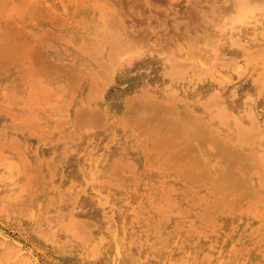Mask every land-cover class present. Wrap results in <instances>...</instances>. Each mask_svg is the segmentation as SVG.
Wrapping results in <instances>:
<instances>
[{
	"label": "rangeland",
	"instance_id": "374dc122",
	"mask_svg": "<svg viewBox=\"0 0 264 264\" xmlns=\"http://www.w3.org/2000/svg\"><path fill=\"white\" fill-rule=\"evenodd\" d=\"M34 1L0 0V166L18 162L9 167L7 185L0 188V226L43 264H264V234L257 232V225H264V201L260 199L264 161L259 162L264 154L258 153L264 152V50L262 57L256 54V49L264 48V10L257 11L258 22L249 21L247 31L238 33L237 28L240 35L234 41H243L241 46L232 42L228 46L224 41L231 32L229 25L206 31L209 40L214 38L210 41L213 55L222 56L218 62L238 55L249 59L247 73L227 88L213 74L198 78L170 74L171 63L165 55L173 50L175 38L188 41L189 34L204 33L197 19L204 13L215 23L236 20L239 6H231L230 0H210L216 2L211 9L205 0H50L66 11L67 25L32 16ZM199 6L207 7L202 14ZM119 12L121 18L134 17L139 32L154 22L165 54L125 57L114 67L110 60L116 52L113 37L124 33L110 29ZM25 28L36 32L35 41L21 38ZM104 31L112 37L105 39ZM150 36L147 31L146 38ZM214 91L219 98L211 104ZM146 92L176 110L196 114L151 107L144 102L149 95L143 100ZM231 92L232 101L240 103L235 113L227 110ZM235 117L249 128L245 127L247 132ZM96 119L101 120L95 124ZM187 125L190 128L185 130ZM236 129L245 131L243 136ZM203 133L206 143L199 146ZM215 134L232 151L240 150L234 152L244 163L236 159L228 161L232 167L228 162L225 165L220 146L216 148L218 143L211 141ZM190 146L198 151L194 153ZM207 150H214L213 155L207 154L209 163L202 155ZM255 153L263 156L256 158ZM210 162L221 166L213 180ZM250 164L263 165L261 173ZM227 167L235 168L234 175ZM209 180L210 188V184L204 186ZM203 187L222 189L214 196H219V205L214 197L203 199ZM232 198L238 199L234 205L228 201ZM73 217L76 222L84 220L83 225L77 223L87 226L88 241L74 235L75 229L77 233L84 230L81 225L66 232L75 225ZM0 258V264L7 258L8 264H15L16 257H7L1 242Z\"/></svg>",
	"mask_w": 264,
	"mask_h": 264
},
{
	"label": "bare ground",
	"instance_id": "6f19581e",
	"mask_svg": "<svg viewBox=\"0 0 264 264\" xmlns=\"http://www.w3.org/2000/svg\"><path fill=\"white\" fill-rule=\"evenodd\" d=\"M88 1H90V2H97V1H100V0H88ZM104 1H111V0H104ZM113 2H115L116 3V0H112ZM150 1V0H149ZM154 1V0H153ZM186 2H190L191 0H185ZM231 1V6H234V5H236V6H239V8H238V10L236 11L237 13H238V17H237V19L236 20H233V21H228V20H222V21H217V23H215V21H214V19L212 18V19H210V20H207V18H206V15H204V14H202V11L204 10V8L206 7V6H199L200 8H201V11H200V13L202 14V19H200V17H197V19L198 20H200V24L198 25L199 27L198 28H200L201 29V31H204V33H202L201 35H199V31H195V35H192V33L191 34H189L187 37L188 38H191L190 40H188V41H185L183 38L182 39H179V38H175L174 39V41L172 42V44H173V50L169 53V54H167V55H165V59H167L170 63H171V70L169 71V73L170 74H172V75H174V76H188V74H191V75H193L192 77L193 78H198V76L199 75H202V76H204V75H207V74H213L214 76H216V78H214L213 76V78L218 82V84L220 85V86H224V87H230V86H232V85H235V83L239 80V79H241L246 73H247V71H248V60L247 59H245V58H239L238 56L237 57H233L232 58V60H229V61H217V58L218 57H222L221 55L219 56V55H217V56H215V54L213 55V53H214V50H213V52L211 51V48H213V46H211L212 44V42H210V41H214L213 39L214 38H212L211 40H209L207 37H206V31H209V33H211V31L209 30V28H212V29H214V30H222V29H224L227 25H229V30L231 31L230 33H229V36L227 35V36H225L226 38H225V40L224 41H227L228 42V46H231V42L233 43V44H236V41H234L235 40V38H237L239 35H238V33L239 32H245V31H247V30H244V28L249 24V21H256V19H258V13H257V11H260V10H264V0H253L254 2L253 3H248V2H246L245 0H230ZM35 2V7H34V9H33V11L31 12V14H32V16H34V17H43V16H46V17H48V19H49V21H50V23H53V24H55V25H67L68 24V21H69V17H66L65 16V10H63V8H60L59 6H57L54 2L52 3V2H50V0H35L34 1ZM151 2V1H150ZM157 2V1H156ZM205 2H209V5H207V7L209 8V9H211V8H213V6H215L216 5V2H211L210 0H205ZM214 3H215V5H214ZM123 4V3H122ZM141 4H143V3H141ZM153 4H155V3H153L152 2V5ZM189 4V3H188ZM109 5V4H108ZM198 6V5H197ZM206 7V8H207ZM114 8H115V6H113L112 7V9L114 10ZM232 8V7H231ZM229 10H230V12H231V9L230 8H228ZM220 10H222V9H220ZM234 10V9H233ZM121 11V10H120ZM214 11H215V9H214ZM145 12V11H144ZM163 12V11H162ZM197 12H198V10H197ZM221 12V11H220ZM229 12V11H228ZM111 13V12H110ZM113 14L115 13V11H113L112 12ZM222 13H224L223 11H222ZM227 13V12H226ZM236 13V14H237ZM142 14H143V12H142ZM191 14V13H190ZM115 15V14H114ZM122 15H123V13H121V12H119L118 14H117V17L116 18H114V19H116L115 21H113L112 23H111V29H110V31L112 30V32H114L113 31V29L115 30V28L116 29H119V30H121L122 32H120V33H124V36L123 37H120L119 36V32L116 34V35H114V36H116V38L115 37H113V39H115L114 41H115V43H113V46H115V49H116V52L115 53H112L111 54V56H110V60H111V64L114 66V65H118L119 63H121V61H123L124 59H125V57L126 58H129V59H132V57L134 58V57H136V56H139V55H143L145 52H152V53H161V54H165V44H163L162 45V37L160 36V34H159V32L156 30V26H153L152 25V23H154V22H152V21H149V29L147 30L148 32H149V34L151 35L149 38H146L147 37V31H146V29H144V31H145V33H144V31L142 30L141 32H139V31H137V25L135 24V19H134V17H130V18H121L122 17ZM221 15V14H220ZM223 15V14H222ZM195 16H198V14H196ZM200 16V15H199ZM215 16V15H214ZM264 17V16H263ZM9 18V17H8ZM11 20V19H10ZM145 20H147V19H145ZM7 21V20H6ZM137 21V20H136ZM253 21V22H254ZM256 22H258V21H256ZM8 23V22H7ZM139 23V22H138ZM259 23H260V21H259ZM252 24V23H251ZM263 24V23H262ZM106 25V24H105ZM110 25V24H109ZM139 25V24H138ZM108 26V25H107ZM250 26H252V25H250ZM109 27V28H110ZM113 27H115V28H113ZM253 27V26H252ZM263 27V26H262ZM261 27V28H262ZM10 28V27H9ZM12 28V27H11ZM113 28V29H112ZM145 28V27H144ZM237 28H238V33H237ZM255 28V27H254ZM257 28V27H256ZM255 28V29H256ZM14 29V28H13ZM22 29V28H21ZM108 29V28H107ZM246 29V28H245ZM250 29V28H249ZM16 30H18V29H15V31ZM105 30V29H104ZM14 32V31H13ZM102 32H103V30H102ZM44 33V32H43ZM114 33H116V30H115V32ZM142 33H144L145 35H144V37H141V34ZM252 33V32H251ZM22 37L21 38H23V39H25V40H33L36 36H37V34H36V32L34 31V30H32L31 28L29 29V28H25V31H24V33L22 32ZM111 34H113V33H111ZM217 34H219V33H217ZM257 34V33H256ZM255 34V35H256ZM262 35V37L264 38V32L263 33H261ZM103 36H104V38L106 39H110L112 36L111 35H108L105 31H104V33L102 34ZM122 35V34H121ZM183 35H185V34H183ZM187 35V34H186ZM251 35V34H250ZM111 36V37H110ZM252 36V35H251ZM18 37V36H17ZM110 37V38H109ZM257 37H258V35H257ZM260 37V36H259ZM20 38V39H21ZM254 38V37H253ZM246 39V38H245ZM33 41H35V40H33ZM39 41H41V40H39ZM113 40H111V42H112ZM246 40H244V42H245ZM249 41V40H248ZM251 41V40H250ZM260 41H262V39H260ZM223 42V41H222ZM239 42V41H238ZM241 42V41H240ZM238 43L240 46H241V43L243 42H241V43ZM253 42V41H252ZM251 43V42H250ZM232 44V45H233ZM238 44H236V45H238ZM24 46V45H23ZM220 46V45H219ZM221 46H222V44H221ZM248 46V45H247ZM11 47V46H10ZM13 47V46H12ZM20 47H21V44H20ZM169 47V46H168ZM223 47V46H222ZM252 47V46H251ZM261 47V46H260ZM18 48V47H17ZM22 48V47H21ZM221 48V47H220ZM23 49V48H22ZM233 49V48H232ZM261 49V48H260ZM260 49L258 50V49H256L255 51L257 52L256 54H258V55H260L261 57L263 56V54H262V52H263V50H264V48L261 50V52H258V51H260ZM36 50V49H35ZM217 50V49H216ZM244 50H248V49H244ZM5 51V50H4ZM7 51V50H6ZM237 51V50H236ZM249 51V50H248ZM9 52H11V51H9ZM8 52V53H9ZM21 52V51H20ZM233 52H234V50H233ZM25 53V52H24ZM110 53H111V51H110ZM157 53V54H158ZM245 53V52H244ZM264 53V52H263ZM255 54V53H254ZM20 55V54H19ZM11 56V55H10ZM17 56V55H16ZM160 56V55H159ZM166 56H167V58H166ZM251 56V58L253 59V58H255V56L252 54V55H250ZM250 56H249V58H250ZM254 56V57H253ZM20 58V57H19ZM35 59V58H34ZM251 59V60H252ZM262 59H264V57H262L261 58V60ZM13 60V59H12ZM219 60H222V59H219ZM167 61V62H168ZM253 61H254V59H253ZM39 62V61H38ZM113 62V63H112ZM261 62V61H260ZM254 64V63H253ZM263 66H264V63L262 64ZM115 67V66H114ZM259 68H260V66H258ZM251 71V70H250ZM191 72V73H190ZM254 73V72H253ZM257 73V72H256ZM169 74V75H170ZM166 75H168V74H166ZM35 76V75H34ZM37 76V75H36ZM171 76V75H170ZM248 76V75H247ZM255 76V75H254ZM171 79V78H170ZM188 80V79H187ZM198 81H200V80H198ZM189 82H191V81H189ZM196 82V81H195ZM216 83V82H215ZM170 85V84H169ZM259 85V84H258ZM168 86V85H167ZM166 86V87H167ZM195 86V85H194ZM192 88H193V85H192ZM232 88H234V87H232ZM222 89V88H221ZM220 88H219V90H221ZM172 90H174V89H172ZM143 91V90H142ZM215 92V91H214ZM218 92V91H217ZM217 92H215L212 96H211V101H210V103L211 104H215L216 102H217V97L219 98V96H218V94L219 93H217ZM147 93V92H146ZM166 93V92H165ZM168 93H170L169 92V90H168ZM233 92H231V94H228V97H227V102H228V106H227V110H228V112H230L231 110H232V112L233 113H235L236 112V110H237V108L239 107V105H240V103L239 102H237L236 100H234V101H232L233 99H234V95L232 94ZM150 94V93H149ZM148 93L145 95V96H143V100H145L146 98H147V95H149ZM142 95V94H141ZM144 95V94H143ZM225 95V94H224ZM95 96V95H94ZM137 96V95H136ZM240 96V95H239ZM137 97H140V96H137ZM144 97H145V99H144ZM209 98V97H208ZM249 98V97H248ZM125 98H123V100H124ZM128 99V98H127ZM178 99V98H177ZM221 99V98H220ZM219 99V100H220ZM34 101V100H33ZM128 101H129V99H128ZM178 101V100H177ZM144 102H146L149 106H151V107H156V108H159V109H164V110H166V112H168V113H173V112H175V113H180V112H183V111H185V110H176L174 107H173V105H170L169 103H167V102H165L164 100H161L160 101V99L158 100V98H155L154 97V95H149V97L146 99V101H144ZM248 104V103H247ZM206 105V104H205ZM208 106V105H207ZM211 106H213V105H211ZM209 107H210V105H209ZM209 107L207 108V110H209ZM229 109H231V110H229ZM220 110V109H219ZM242 110V109H241ZM186 113H187V115H190V114H196V113H194V112H190V111H185ZM221 113V114H220ZM220 113H218V114H220V117H221V119L223 118V116H224V114H226V112H225V109L223 110V111H221ZM239 113V112H238ZM218 114H216V115H218ZM167 115H169V114H166V116ZM248 115L250 116L251 114H250V112L248 111ZM170 116V115H169ZM172 116V115H171ZM173 117V116H172ZM210 117H211V115H210ZM171 118V117H170ZM178 118V117H177ZM183 118H185V117H183ZM194 118V117H193ZM212 118V117H211ZM23 119V118H22ZM102 119H104V118H102ZM126 119V118H125ZM130 119V118H129ZM175 119H176V116H175ZM186 119V118H185ZM220 119V120H221ZM235 119H236V123H238L237 125L239 126H241L242 127V123L239 121L238 122V120L239 119H237L236 117H235ZM101 120V119H100ZM99 119H96V121L94 122L95 124H96V122L97 121H100ZM131 120V119H130ZM94 121V120H93ZM92 121V122H93ZM185 121V120H184ZM252 121V120H251ZM207 122V121H206ZM206 122H204L205 124H207ZM31 123H33V122H31ZM103 123H104V121H103ZM190 125H191V123L190 122H188ZM187 123V124H188ZM196 123V122H195ZM235 123V124H236ZM28 124V123H27ZM95 124H93V125H95ZM188 124V125H189ZM194 124V123H193ZM192 124V125H193ZM29 125V124H28ZM186 125V124H185ZM187 125V127L185 128V130H187V129H189L190 127H191V129H193L194 128V130H195V127H193V126H188ZM210 126H208V127H210V128H212V125L211 124H209ZM223 125V124H222ZM236 125V126H237ZM33 126V125H32ZM134 126V125H133ZM184 126V125H183ZM80 127H81V125H80ZM189 127V128H188ZM248 128L246 125L245 126H243L242 127V129H246V128ZM37 128H38V126H37ZM150 128V127H149ZM238 128V127H237ZM258 128V127H257ZM82 129V128H81ZM240 130V131H238L237 129V134L238 135H240V136H243L242 135V133L243 132H245V131H243V130ZM194 130L192 131L191 130V133L190 134H192V132H194ZM203 130V129H202ZM248 130H249V128H248ZM187 132V131H186ZM189 132V131H188ZM205 132H209V131H205ZM204 132V133H205ZM247 132V131H246ZM204 133L202 134L203 136H202V139H200L201 138V136H199V138L198 139H200L199 141L201 142V140H203L200 144H199V146H201L202 145V143L203 142H205L206 143V135H205V137H204ZM148 134V133H147ZM152 134V133H151ZM182 134V133H181ZM189 134V133H188ZM195 134V133H194ZM207 134V133H206ZM214 134V133H213ZM185 135V134H184ZM204 137V138H203ZM223 137V136H222ZM155 138V137H154ZM159 138H160V136H159ZM244 138V137H243ZM187 139V138H186ZM186 139H184L185 141H186ZM218 139H220L221 141H222V139H221V136H219L218 134H215V135H213V137H212V135H211V141L212 142H215V143H218V145H217V147L216 148H219V146H220V150H221V153L224 155V157H226V162H225V165L227 164V162L228 161H230V162H232V161H234V160H238V162L237 163H241L242 161H244L243 159L244 158H242V161L241 162H239L241 159L240 158H238V154L240 153L239 151H237V150H234V151H236V152H234V151H232L231 150V148L229 147V146H227L226 144H224V143H222L220 140H218ZM224 139V138H223ZM245 139V138H244ZM183 140V139H182ZM183 140V141H184ZM174 141V140H173ZM193 141V140H192ZM208 141V140H207ZM238 141H239V139H238ZM223 142H227V140H224ZM235 142V141H234ZM249 142V141H248ZM156 143H158V142H156ZM162 143V142H161ZM194 143V142H193ZM210 143V142H209ZM208 142H207V144H209ZM231 142H229V145H231L230 144ZM160 144V143H159ZM252 144V143H251ZM134 145V144H133ZM188 145V144H187ZM191 145H192V142H191ZM140 146V145H139ZM141 146H143V145H141ZM146 146V145H145ZM170 146H172V145H170ZM193 146V145H192ZM232 146H234V145H232ZM135 147V146H134ZM169 147V146H168ZM206 147V148H205ZM210 147V146H209ZM212 147V146H211ZM210 147V148H211ZM251 147H252V145H251ZM190 148H191V146H190ZM189 148V151L191 150V151H195V152H197L196 151V147L194 146V147H192L191 149ZM195 148V149H194ZM209 148V149H210ZM145 149V148H144ZM146 149H147V147H146ZM207 149V146H206V144H205V146H204V150H206ZM219 149H217V150H219ZM237 149V148H236ZM261 150V149H260ZM190 151V152H191ZM254 151V150H253ZM252 151V152H253ZM169 152V151H168ZM172 152V151H171ZM194 152V153H195ZM206 152V151H205ZM212 152V153H211ZM220 152V151H219ZM187 153H189V152H187ZM213 153H214V150L213 151H210V150H207V152L206 153H202V155H203V157H204V160H205V163H209V161H207L206 159H207V157H208V155L207 154H212L213 155ZM244 153V152H243ZM246 153V152H245ZM254 153V152H253ZM258 153H261V154H264V152H261V151H259ZM182 154V157H184V154L183 153H181ZM189 154H191V153H189ZM193 154V153H192ZM218 154V153H217ZM246 154H248V153H246ZM21 155V154H20ZM176 155H177V153H176ZM250 154H248V156H249ZM255 156H256V153L254 154ZM258 155V154H257ZM169 156V155H168ZM179 156V155H178ZM191 156V155H190ZM261 155H258V157L256 156V158H259ZM263 156V155H262ZM261 156V157H262ZM23 157V156H22ZM154 157V156H153ZM180 157V156H179ZM193 157V156H192ZM215 157V156H214ZM247 157V156H246ZM249 157H251V155L249 156ZM248 157V158H249ZM253 157V156H252ZM264 157V156H263ZM181 158V157H180ZM189 158V157H188ZM184 159V158H183ZM209 159V158H208ZM217 158H215V160H216ZM255 161H259V160H256L255 159V157L253 158ZM263 160H261L260 159V161L259 162H262V161H264V158H262ZM129 160V159H128ZM190 160H192V159H190ZM130 161V160H129ZM201 161H202V159H201ZM200 161V162H201ZM9 162H10V160H9ZM222 162H224V160H222ZM18 164V162H14L13 161V163H12V161L10 162V164H7L6 165V167L7 168H5V165H4V167L3 166H0V188H1V186L2 185H7V177L9 176V169L10 168H13V164ZM203 163V162H202ZM202 163H199V165L200 164H202ZM229 163V162H228ZM232 163H234V162H232ZM242 163H244V162H242ZM247 163V162H246ZM264 163V162H263ZM115 164H116V162H115ZM150 164V163H149ZM252 164V163H251ZM250 164V165H251ZM28 165V164H27ZM27 165L26 166H24V167H27ZM117 165V164H116ZM120 165V164H119ZM227 165H229L228 167H232V164H227ZM235 165H237L236 164V162H235ZM249 165V164H248ZM247 165V166H248ZM260 167H262L261 166V164H258ZM145 166V165H144ZM243 166V165H242ZM246 166V167H247ZM10 167V168H9ZM30 167H32V166H30ZM119 167V166H118ZM172 167V166H171ZM220 164L219 163H212V162H210V166H209V168H210V172L211 173H215V172H217L219 169H220ZM227 167V168H228ZM244 167V166H243ZM249 167V166H248ZM250 167H254V168H257V167H255V165L253 164V166L251 165ZM260 167H258V172H260L261 173V171H260ZM15 169H17L16 168V166H15ZM172 169V168H171ZM225 169H226V167H225ZM236 169H237V167H236ZM264 169V168H263ZM31 170V169H30ZM29 170V171H30ZM35 170V169H34ZM121 170V169H120ZM190 170V169H189ZM227 170H231V172H233V174L232 175H234V173H235V168L232 170V168H228ZM32 171V170H31ZM30 171V172H31ZM93 171V170H92ZM188 171V170H187ZM226 171V170H225ZM237 171H238V169H237ZM244 171V170H243ZM249 171V170H248ZM252 171V170H251ZM250 171V172H251ZM33 172V171H32ZM114 172V171H113ZM120 172V171H119ZM189 172V171H188ZM230 172V173H231ZM249 172V173H250ZM264 172V170L262 171V174H264L263 173ZM115 173H117V172H115ZM190 173V172H189ZM221 173V172H220ZM259 173V174H260ZM10 174H12V173H10ZM185 174V173H184ZM187 174V173H186ZM256 174H258L257 172H256ZM258 174V175H259ZM36 175H37V173H36ZM40 175V174H39ZM118 175V174H117ZM216 173L215 174H212V176L210 177V179H212L213 180V178L212 177H215L216 178ZM246 175V174H245ZM119 176V175H118ZM223 176V175H222ZM247 177H248V175H247ZM124 178V177H123ZM230 178V177H229ZM259 178H261V177H259ZM13 179V178H12ZM30 179V178H29ZM44 179V178H43ZM42 179V180H43ZM134 179V178H133ZM244 179V178H243ZM250 179V178H249ZM33 180V179H32ZM135 180V179H134ZM238 180H239V178H238ZM124 181H126V180H124ZM239 181H242L241 179L239 180ZM136 182V181H135ZM210 180L209 181H207V182H205L204 183V186H207V185H209L210 184ZM258 182H261L260 180L258 181ZM73 183V182H72ZM262 183H264L263 182V180H262ZM40 184V183H39ZM232 184V183H231ZM242 184V183H241ZM259 184V183H258ZM42 185V184H41ZM117 185V184H116ZM244 185L246 186V191L248 190V191H250V194H252V188L251 187H249V185H246L245 183H244ZM259 185H262V184H259ZM118 186H120V185H118ZM124 186V185H123ZM230 186V185H229ZM245 186H241V187H245ZM27 187V186H26ZM25 187V188H26ZM211 187V184L209 185V188ZM216 189H217V187L216 186H214ZM247 187L248 188H250V189H247ZM29 188V187H28ZM41 188V187H40ZM39 188V189H40ZM209 188H206V187H203V188H201V189H203V199L204 200H208V201H210V200H212L213 199V197L216 195V194H218L219 192H221L222 191V189H219L218 191H216V190H210ZM200 189V190H201ZM236 189H238V188H236ZM257 189V188H256ZM30 190V189H29ZM28 190V191H29ZM160 190V189H159ZM31 191V190H30ZM170 191V190H169ZM255 191H257V190H255ZM162 192V191H161ZM240 193V192H239ZM20 194H21V190H20ZM67 194V193H66ZM260 194H262V193H260ZM27 196V195H26ZM68 196H69V194H68ZM28 197V196H27ZM216 197V196H215ZM214 197V198H215ZM243 197V196H242ZM242 197H241V199H242ZM19 198V197H18ZM20 198H22V197H20ZM26 198V197H25ZM72 198V197H71ZM218 198H219V196L217 195V198H215L214 200H215V202L217 203V205H219V200H218ZM221 198V197H220ZM237 198V197H236ZM248 198H249V196H248ZM252 198H257V197H252ZM263 198V199H262ZM262 198H260L261 200H263L264 201V193L262 194ZM16 199H17V197H16ZM15 199V200H16ZM226 199V198H225ZM233 199V198H232ZM240 199V200H241ZM249 199H251V198H249ZM17 200H19V199H17ZM150 200V199H149ZM217 200H218V202H217ZM238 199H236V201H237ZM255 200V199H254ZM25 201H26V199H25ZM228 201H230V203H233V205H234V202H236V201H234V199L233 200H231V199H228ZM18 202V204H19V201H17ZM206 203H207V201H206ZM252 203H254V201L252 202ZM173 204V203H172ZM229 204V203H228ZM208 205V204H207ZM214 205V204H213ZM222 205H223V203L220 205V207H222ZM248 206V205H247ZM213 207H216V206H213ZM219 207V208H220ZM252 207V206H251ZM251 207H249V208H251ZM156 208H157V206H156ZM15 209H16V207H15ZM22 210H23V207L21 208ZM222 209V208H221ZM256 209V208H255ZM132 210V209H131ZM230 211V210H229ZM250 211H254V209L252 208ZM206 212V211H205ZM245 212H247V211H245ZM258 213H259V216H261V215H263V214H261V211H257ZM135 213V212H134ZM258 213L256 214V216H258ZM112 214V213H111ZM245 214H247V213H245ZM203 216V215H202ZM251 217H253V216H251ZM262 218H263V216H262ZM135 219V218H134ZM240 219V218H239ZM73 220H74V224L75 225H73V227H71V229H68V230H66V232L67 231H70V230H72V228L73 229H75L76 228V225L79 227V225H81V224H79V223H77L78 221L80 222V223H82V225L84 224V220H78L77 222H76V220H75V218L73 217ZM73 220H69V221H72L73 222ZM81 221H83V222H81ZM86 221V220H85ZM168 221V220H167ZM58 222V221H57ZM165 222V221H164ZM58 223H60V222H58ZM65 223V222H64ZM88 223H90V222H88ZM70 224H71V222H70ZM85 224H87V222L85 223ZM223 224V223H222ZM64 225V224H63ZM67 225H68V222L67 223H65V225L64 226H66L67 227ZM81 225V226H82ZM160 225H161V223H160ZM91 226V225H90ZM257 226H259L258 227V229H257V232H259L261 235L260 236H262L263 234H264V225H262V224H259V225H257ZM83 228L84 227H87V226H82ZM189 228V227H188ZM55 228H53V230H54ZM64 229H65V227H64ZM81 228H79L78 230H80ZM260 229H262V230H260ZM77 229H75V234L74 233H72L71 232V234L73 235H76L77 234V236H79L80 238H81V241H84V240H86V241H88L91 237H89L90 235V233L88 234V232L86 233V231H85V228H84V230L83 229H81L80 231H79V233H77V231H76ZM84 231V233H83V235L82 236H80V234H81V231ZM186 230H188V229H186ZM192 230H194L193 228H192ZM196 231H197V229H195ZM225 230V229H224ZM74 231V230H73ZM195 231V232H196ZM199 231V230H198ZM191 232V231H190ZM194 232V231H193ZM194 232V233H195ZM70 233V232H69ZM199 233V232H198ZM249 233V232H248ZM250 233H251V235H252V230H250ZM79 234V235H78ZM89 235V236H88ZM87 236H88V238H87ZM83 237V238H82ZM261 239V238H260ZM80 240V239H79ZM0 242H1V244H2V249H3V251H4V254L7 256V257H12V256H14V257H16L15 258V264H43L40 260H38L36 257H34V255L33 254H31V252H29V251H27L25 248H24V245H22L18 240H16L11 234H9V232H7L2 226H0ZM97 242H98V240H97ZM161 242V241H160ZM261 242V241H260ZM264 242V241H263ZM262 243V242H261ZM99 244V243H98ZM160 246V245H159ZM158 246V247H159ZM157 247V248H158ZM152 248V247H151ZM156 248V249H157ZM165 249V248H164ZM163 249V250H164ZM231 250H233V249H231ZM157 251H159L158 249H157ZM192 257V256H191ZM204 258L206 257L205 256V254H204V256H203ZM14 259V258H13ZM132 259V258H131ZM186 259V258H185ZM0 260H1V258H0ZM137 260V259H136ZM187 260H188V258H187ZM190 260V259H189ZM221 260V259H220ZM11 261H13V260H11ZM142 261H145V260H142ZM147 261V260H146ZM194 261V260H193ZM10 261H9V259L7 258V260H6V262H5V264H8ZM139 262V261H138ZM189 262V261H188ZM191 262V261H190ZM148 263V262H147ZM193 263H196V262H193ZM219 263V262H218ZM115 264V263H114ZM149 264V263H148ZM189 264H191V263H189Z\"/></svg>",
	"mask_w": 264,
	"mask_h": 264
}]
</instances>
